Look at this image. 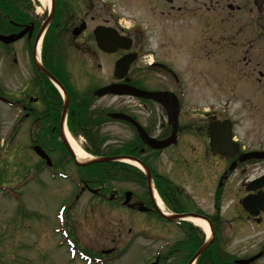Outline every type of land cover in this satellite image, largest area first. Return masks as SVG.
Segmentation results:
<instances>
[{
	"label": "rangeland",
	"instance_id": "374dc122",
	"mask_svg": "<svg viewBox=\"0 0 264 264\" xmlns=\"http://www.w3.org/2000/svg\"><path fill=\"white\" fill-rule=\"evenodd\" d=\"M29 1L33 4L30 11L37 12V15L48 10L50 5L49 1ZM66 1L65 10L70 13L73 11L76 16V19L73 16L74 21L79 22L84 18L90 27L96 23H106L121 28L125 33L130 32V35H136V31L141 32L138 50L143 51L144 60L137 62L141 67L135 64L139 68L135 71L138 75H134L142 81L148 78L143 84L163 85L168 74L171 80L170 72H165L162 67L148 68L146 65L151 57L168 62L181 74L184 109L194 110L198 114L213 111L218 116L229 118L235 123V138L241 140L245 147L264 148V7H259L260 0ZM170 3L175 7L180 6L183 11L177 12L174 8V11L168 13ZM21 11H17V14L21 15ZM96 14L98 17L91 20L90 16ZM86 46L82 45V48ZM60 52L72 91H86L88 87L106 83L110 77L108 69L112 57H99L98 60L89 57L94 69L89 66L90 62H84V67L80 65L77 58L80 61L82 57L71 55L68 59L69 51L65 52L62 48ZM247 60L250 62L246 63ZM97 62L105 65L104 71L97 69ZM256 62H259L258 66ZM15 69L9 63L0 61V93L12 100L18 96L19 77L14 75ZM86 72H89V77L85 76ZM101 106L108 111L134 112L142 121L147 115L143 102L135 98L104 95L97 97L92 107L99 109ZM194 113L193 117L197 118L198 115L194 116ZM22 118L19 108L9 107L0 100V264L86 263L88 259L78 258V255L72 257L67 251L69 245L60 228H57L62 218L57 215L59 209L64 212L65 225L68 217L70 219L74 240L88 253L100 254L101 250L112 246H117L116 252H121L105 263L91 261L90 264H143L149 261L157 244H149L145 236L152 232H162L165 229L164 223L161 224L160 220L154 223L150 216L147 218L144 214L127 210L117 198L112 200L107 196L102 201L99 198L101 196L97 197L86 190L83 180L80 181L84 187L81 193H72L75 190L72 182L75 180L71 181V177L76 175L77 167L70 160L66 161L64 156L56 160L64 163L60 170L68 173L69 177L61 178L39 171V159L30 148L33 133L29 126L31 122ZM17 120L20 124H16ZM78 132L75 130L76 135H80ZM134 133L128 124L109 119L98 129L100 139L97 143L104 138H107L106 143L115 144L116 139L127 141L134 137ZM78 135L75 138L83 148L85 138ZM189 140L195 145L200 144L194 138ZM174 149L159 154L161 167L156 165L155 173L171 177L173 183L185 189V196L194 200L193 204L185 199L182 207L188 209L196 206L215 215L213 202L217 200L220 205L216 207H221L222 219L231 216V212L233 215L241 214L239 206L232 200L240 195L239 187L244 180L242 174L231 175L221 191L217 190L214 200L213 193L217 189L215 185L219 183L216 178L221 173V165L217 164L215 174L205 170L209 164L203 165L204 169L200 172L190 171V166L187 167V173L183 172ZM55 156L57 154L53 153V160ZM260 173L255 171L248 177ZM209 174L211 180L206 176ZM121 176L124 179L111 176L110 181L106 182L107 187L117 188L120 192L145 191V181L140 178L131 181L127 174ZM69 195L76 198L71 207ZM176 196L179 198L181 195L178 193ZM167 225L175 229L167 231L170 240H174L171 237L177 239L180 232L173 224ZM235 226H232L230 233L226 230L225 234H230L226 238V250L237 257L256 251V244L264 237V225L255 229L248 223L245 227L241 223ZM196 229L204 235L201 229ZM141 230L144 235L138 234ZM257 264H264V259Z\"/></svg>",
	"mask_w": 264,
	"mask_h": 264
},
{
	"label": "flooded vegetation",
	"instance_id": "af4514ba",
	"mask_svg": "<svg viewBox=\"0 0 264 264\" xmlns=\"http://www.w3.org/2000/svg\"><path fill=\"white\" fill-rule=\"evenodd\" d=\"M260 1L261 4L259 5V7L262 9L264 7V0ZM54 3L55 4L53 7L52 17L45 26L44 32L41 36V40H38L39 34H41L40 28L47 15L45 14V12L40 16H37L35 14L33 15L30 11L32 7L30 3L27 4L26 0H23L22 5H20V7H22V11L20 10L22 12L21 15H16L15 13L12 16L9 15L10 18L7 20H0L1 34L22 32L19 38L14 42H0V61L1 63H9L12 68L16 67L14 75H17L19 77V84L17 86L18 96L14 101L16 102L17 106L20 107L21 114L23 115L22 119H29L31 122L30 126L32 128L35 126L39 127L35 130L34 138L32 140L38 143L44 149L45 153L51 158V167H53V169L56 171H61L60 168L63 165L59 160H56V158L63 156L66 158V160H70L72 158L70 157L68 149L62 144L59 139L58 125L60 124L62 107L60 105H56L57 101L52 91L53 83L48 75L44 74L41 70L36 69L34 60L36 57V49L38 43L40 42L41 47L42 43H44L42 51L40 47L39 56L42 67L53 78L57 79L65 89L66 85L63 82L61 76L58 74V71L56 70V62L53 58L56 57L55 53H53V50L55 51V46L63 47L65 52L69 51L70 54H67L68 59L69 57H71V55L72 57H82L80 61H78V59L80 58H77V62H80V65H82L83 67L86 66L88 62H90L89 66L94 69L96 68L93 66V61H91L89 57H93V60H98L99 57H104V53L96 47L94 36L92 34V28L98 25V23L90 27L88 21L86 22L84 18H81L79 22L78 20L55 22V17L58 13V10L60 9V0H55ZM172 3H170L168 13L174 11V8L176 9V11L179 10V6L175 7V5ZM7 6H11L10 0H7ZM26 10H28V15L23 14L27 13ZM70 15H73V12H71ZM90 17L92 20L93 18L98 17V15L96 14ZM77 22L79 24L84 22V28L78 34H74V28L79 26V24H76ZM56 34H58L57 37ZM81 40V44H77L78 41ZM82 45L87 46L83 49ZM134 47L137 50L136 44H134ZM75 48H77L78 50H74ZM72 50L74 51L72 52ZM74 52H76V55H73ZM122 53V51H117L114 55L120 56ZM58 56L62 57V55ZM208 56L211 57V55ZM242 59L246 60L245 57H243ZM248 59L251 60L250 58ZM249 60H247L246 63H249ZM81 61H83V63ZM84 62H86V64ZM150 64L151 66H157L159 68L162 67L165 72H170L172 79L169 80L170 77L168 76V74L165 77V82L163 85H145L143 84V82L148 80V78H145V80L143 81L140 78L137 79L135 75L138 74H135V70L130 69L132 65L131 64L127 74L123 78L117 80L113 78V80L117 83L126 82L129 85L144 88L147 90L171 91L178 97V94L182 92L183 88V84L180 81L179 74L173 71L170 68V65H168L167 63H161L154 60ZM258 64L259 62H256L255 65L258 66ZM96 65L98 69L100 64L97 62ZM85 70L88 69L86 68ZM258 73L260 74V76H262L260 70ZM85 76L89 77V72H86ZM96 77H98V75H96ZM125 77L127 78V80L124 79ZM12 80H14V78H12ZM54 105L56 106L54 107ZM84 105H86V107H89L90 104L88 105V103H86L84 99H82L74 108L73 102L71 100L69 101L66 114V125L68 123L67 120L70 119V117L79 116L80 120L82 121L83 116L82 113L79 112V110L83 109ZM140 105L142 106V104ZM143 108L147 114L144 118V121H142L141 117H139L134 112L128 114L138 120L144 126L145 131L148 135L158 140L167 138L171 134V125L168 123L167 114L164 108L160 107L157 102L150 99L146 100V102L143 103ZM122 111L125 112L124 110ZM184 112L185 110L180 109L178 113L176 141L174 144H171L163 149L155 150L148 148L145 145L137 147V144L135 143L136 141L133 140L131 141V146L127 151H129L130 155L132 156L145 157L147 167H149L153 172L155 171L154 168L156 165L161 167L159 154L168 149L171 150V148L173 149V147L176 148L173 152L174 154L176 153L178 165L181 166L183 172L187 173L188 166H190V171L200 172L202 169H204L203 165L209 164L208 168L205 167L207 168L205 170H209L211 174H215L217 170V164L221 165V173L219 177L216 178L219 183L218 185H215L217 189L213 193L214 200L215 195H217V190L219 189V191H221V188L224 187V184L226 185L231 175L242 174L244 180L239 187L240 195L232 200L233 203L239 206L241 214L233 215V213L231 212V216H229L228 218L223 217L222 219V215L219 209H216L217 214L212 215V212H205L199 207L196 208V206L188 207V209L184 208L182 207L183 201L178 200L176 192H172L169 190V185L166 181L163 182L162 187L166 195V200L163 201V203L168 209H172V211L174 212H178L177 210L179 209H181V211L179 212H196L208 218L212 223V242L200 254L197 260V264H240L238 262L239 260L247 261L243 264H257L260 260L264 259L263 236L256 244V251L252 252L251 254L243 255L241 257H237L230 251H227L225 246L227 245L226 238L228 237V235L230 236L229 233L232 230L233 225L235 226L241 223L242 225H244L243 227H245L248 223V225H250L252 229L259 228L261 225H264V159H240V157L243 156L241 154L257 149L253 147H245L242 144V141L236 138L234 140L239 143L240 147L238 151L236 150L235 152H233L235 154H233L231 157L226 159L221 158L218 155H213L209 148V124L214 120H223L224 118L216 115L215 113H213V111H206L202 114L194 113V116L198 115L197 118L193 117V113L190 112H188V116H185L186 113ZM102 114L103 113L101 112V115ZM190 114L192 116H190ZM93 118L95 122H98L99 113H95L93 115ZM234 124L235 123H233L231 130L233 136L235 137ZM74 129L77 131H81V128L77 124ZM189 138L196 139L200 144L195 145L192 141L189 140ZM121 142L122 141L116 139V146H121ZM129 144L130 141L128 145ZM53 153L57 154L54 160H52ZM190 157L193 161L192 164ZM171 170H173V167L170 169V171ZM255 171L261 173L253 176L252 178H249L248 176L250 175V173H253ZM153 174L154 176L155 174L158 175L155 172ZM211 174L206 175L210 180ZM224 181L226 182L224 183ZM248 188L255 189L247 190ZM178 190L180 189L178 188ZM109 191L110 192L108 198L112 200L117 198V200L120 201V204L122 203L121 205H123V207H125L127 210H134L142 213L146 212L153 220L160 218L159 213L155 209H152V201L148 198L147 192L141 191L137 193L135 191H132L131 195L128 196L129 201L126 204H123L124 198H121L120 192H118L116 189H114V192L111 189ZM95 193L101 196L99 198L104 200L105 187H97ZM257 193L259 194V207H263V210H261L259 207L257 209H254L258 210L259 212L256 216H252L248 213V211L242 208L240 200L245 195H257ZM190 202L194 204L193 200H191ZM217 204V200L213 202L214 209L216 208ZM260 204H262V206H260ZM161 219L164 223L165 229L163 231L160 230L162 231L160 233L152 232L145 236L149 244H157L155 252L152 253V255H154L152 258L153 261H156L157 264H186L193 254H191L192 251L190 248L193 247L195 243L202 242L201 235L199 233L200 231L192 228L188 229V232H184L185 223L180 222L179 224H175V221L169 222L168 220H165L163 218ZM168 223L175 224L174 226L177 228L176 230L180 232L179 235L176 236L178 237L177 239L171 237V239L174 240H170V234L167 231H175V229H172V226L167 225ZM223 224H226V226L221 227V225ZM226 230L229 231L227 235L225 234ZM217 240L218 242L220 241V243H218ZM116 249L117 246H112L109 248V250L112 251H115ZM255 254H257V257L249 261V259L252 258ZM152 255L150 257H152Z\"/></svg>",
	"mask_w": 264,
	"mask_h": 264
},
{
	"label": "water",
	"instance_id": "95a60500",
	"mask_svg": "<svg viewBox=\"0 0 264 264\" xmlns=\"http://www.w3.org/2000/svg\"><path fill=\"white\" fill-rule=\"evenodd\" d=\"M82 26L80 27V29ZM18 34H10L8 36H1L0 35V40L3 42H10L15 40L16 38L19 37ZM95 38L97 41V44L99 47L110 51L112 50L110 46L113 44H119L120 39H122L120 36L116 34V32L110 28H105L102 26H98V28L95 29ZM120 46L121 43H120ZM127 68V65L125 69ZM120 86L119 84H111L108 86H105L98 91H96L97 95H102L105 93H112V94H132L135 96H142V97H152L156 100H158L160 103H162L168 112L169 116V122L172 125V134L170 137H168L166 140L163 141H157L151 137H149L146 132L143 130V128L134 120H132L130 117L119 114V113H111V117L113 118H122L125 120L130 121L137 129V132L141 138V140L145 143L148 144L152 148H162L165 147L166 145L170 144L171 142H174L175 140V132H176V117H177V112H178V105L177 101L174 97L172 96L171 93L168 92H145L136 88H130L126 90L119 89ZM66 98V97H65ZM67 103V100H66ZM230 123L229 121H224V122H213L210 124V149L213 152V154H218L221 157H228L230 154H232V151L236 150L237 148V143L232 141L231 139V132L229 131ZM229 151L227 153V150ZM119 156H101V157H94L92 159H89L85 162H79L78 164L86 165V164H91L95 162H104V161H112L115 159H118ZM125 157V156H124ZM246 158L250 157H255V158H264V152H252L248 156H245ZM132 159V157H126ZM145 169L146 173V178H147V185L148 189L150 190V172L148 171L147 168ZM254 189V188H252ZM259 194L257 195H247L241 200L242 206L244 209H246L249 213L252 215L256 214L259 207L258 199H259ZM262 206V204H260ZM186 215H193V216H198L193 213H186V214H180V215H172V216H167L168 219H172L175 217H182ZM209 241H206L205 243L202 244V246L196 251V253L192 256L190 262L188 264H191L192 261L205 249ZM243 262V261H242Z\"/></svg>",
	"mask_w": 264,
	"mask_h": 264
},
{
	"label": "trees",
	"instance_id": "16d2710c",
	"mask_svg": "<svg viewBox=\"0 0 264 264\" xmlns=\"http://www.w3.org/2000/svg\"><path fill=\"white\" fill-rule=\"evenodd\" d=\"M5 0H0V13L3 14L4 12H7L10 15H13L14 12L17 11V8L15 5H13V7H8L7 5H5L6 3L4 2ZM55 96H57V94L55 93ZM120 151V150H119ZM119 151H111V153H115V152H119ZM95 153H99V151L95 152ZM114 162H108V163H103V164H95L94 166H96V170H94V173H90V178L94 177V176H99V180L96 182H100V181H105L107 180V178L110 176H113V172L111 169H109V171H107V167L112 168L114 166ZM105 166L106 168H100L98 166ZM158 181V180H157ZM160 181L157 182L158 188H159V192L163 195L162 189H161V185H160ZM199 243H195L193 247H191V251H193L195 248L198 247Z\"/></svg>",
	"mask_w": 264,
	"mask_h": 264
},
{
	"label": "bare ground",
	"instance_id": "6f19581e",
	"mask_svg": "<svg viewBox=\"0 0 264 264\" xmlns=\"http://www.w3.org/2000/svg\"><path fill=\"white\" fill-rule=\"evenodd\" d=\"M42 1L48 3V0H42ZM65 133H66V137H67V140H68L70 146L72 147L73 151L75 152L76 157L78 159L87 158L88 155L80 148V146L74 140V138L67 131ZM154 198L156 200L158 207L163 212L166 211L162 206L161 200L158 198V196L156 194H154ZM188 220L191 221L194 225L200 227L206 233V235H209V227H208V224L205 220H203L201 218H197V217H190V218H188Z\"/></svg>",
	"mask_w": 264,
	"mask_h": 264
}]
</instances>
